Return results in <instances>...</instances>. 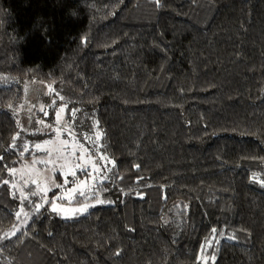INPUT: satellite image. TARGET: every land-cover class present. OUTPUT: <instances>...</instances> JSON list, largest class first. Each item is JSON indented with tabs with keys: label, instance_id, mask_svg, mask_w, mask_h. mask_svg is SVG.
Segmentation results:
<instances>
[{
	"label": "trees",
	"instance_id": "1",
	"mask_svg": "<svg viewBox=\"0 0 264 264\" xmlns=\"http://www.w3.org/2000/svg\"><path fill=\"white\" fill-rule=\"evenodd\" d=\"M161 4L0 0V180L21 165L6 149L30 84L78 108L93 139L98 122L115 163L111 204L65 219L27 201L15 236L21 197L0 183V264H197L212 228L215 264H264V0ZM28 132L18 146L51 137Z\"/></svg>",
	"mask_w": 264,
	"mask_h": 264
},
{
	"label": "snow or ice",
	"instance_id": "2",
	"mask_svg": "<svg viewBox=\"0 0 264 264\" xmlns=\"http://www.w3.org/2000/svg\"><path fill=\"white\" fill-rule=\"evenodd\" d=\"M157 7L162 6L161 0H154ZM85 41L82 40V43ZM47 94L51 97L46 103H42L39 106V111L43 113L42 119L36 120L35 123L42 127L37 129V132L51 133V138L46 139L39 143L29 145L28 142H23L21 145H17V141L20 139V132L27 131L26 127L16 121L17 126L20 128V132L13 135L12 141L9 144L8 150H15L19 147L18 155L23 159L26 155H31L32 159L30 164L25 165L29 169V176L24 179L23 173H21V179H24V187L28 188L29 183L34 185V190L29 192L30 196L40 195V202H32L29 200V195H25L24 191H20V204L23 205L24 201L28 200L33 205V212L39 213L44 205H48L52 212L62 214L63 218L70 219L76 214H85L90 207H94L95 204L108 203L109 201L99 199V192L106 191V188L100 186L106 181L111 179L108 173H111L115 168L114 161L109 158L105 153L100 152L101 147L97 144L100 140V134L96 133L95 138L88 133H78L75 124L76 113L79 112L78 108L68 110V102L58 104L57 100L65 101L64 96L56 92L51 85L47 88ZM12 106L9 105V108ZM23 107V105H21ZM54 109L53 122H47L49 115L47 109ZM14 114H18L16 110H13ZM31 112V108L28 109ZM67 113V119L65 114ZM35 113L28 116V122H33ZM98 124V122H97ZM94 124L93 127H96ZM79 137H83L85 141H89L92 147H85L81 143ZM95 148V152L92 150ZM37 152L44 153L43 156H37ZM3 156L0 155V160H3ZM39 165L40 167H37ZM111 165V167H109ZM7 171L9 176L15 177L18 171L17 168H10L8 165L2 166ZM135 167L139 168V165ZM34 173V175L32 174ZM57 173L60 174L61 179L57 181ZM71 177V179H69ZM122 179V177H119ZM142 179V178H141ZM0 183L4 185H10L12 188H16V182L8 179L0 180ZM68 185H72L71 188ZM261 186H264L262 183ZM59 189L60 191H55ZM52 192L51 198L48 197V193ZM91 196H95V204L89 203L88 200ZM84 198V199H81ZM66 201L67 203H59ZM24 211L21 207L20 211H17L15 216L19 219L21 212ZM71 213V215H66ZM25 217L29 213H24ZM19 227L14 226L11 235L15 236L19 231ZM7 235V234H6ZM222 232L218 233L216 228L211 229V236L206 238L205 243L200 246L201 255L197 258V264H215L216 251L218 248L207 253V249L212 247V241L216 240L219 244L218 236H223ZM234 236H228L227 240L232 241ZM119 251L115 255H119Z\"/></svg>",
	"mask_w": 264,
	"mask_h": 264
},
{
	"label": "rangeland",
	"instance_id": "3",
	"mask_svg": "<svg viewBox=\"0 0 264 264\" xmlns=\"http://www.w3.org/2000/svg\"><path fill=\"white\" fill-rule=\"evenodd\" d=\"M12 81H13V80H12ZM4 82H10V81H9V80H4ZM14 82H15V81H13L12 83H14ZM18 82H19V81H18ZM19 83H20V82H19ZM47 88H48V86H45V85H43V84H41V83H39V84H30L29 86H26V87H25V89H26V96H27V99H26V102H25L26 104L24 103V104H25V106H24V110H23V112L20 113V117H21L22 125H24V126L26 127V129H27V131H24V132H28V131H29L28 133H33V131H34L35 129L37 130V129H39V128L42 127L41 125L36 124L35 121L44 118V117H43V113L39 111V106H40V104H42V103H46L47 101H49V100L51 99V97L47 94ZM57 103H58V104H63V102H62V101H59V100H57ZM29 108H31V112L28 111ZM50 109H51V111H50ZM68 110L70 111L69 106H68ZM47 111H48L49 115L51 114V119H50V120H47V122L51 123V122H53V120H54V111H55V110L52 111V108H48ZM32 113H35V115H34V117H33V122H32V123H29V122H28V116H29V115H32ZM40 113H41V114H40ZM15 115H16V114H15ZM49 115H48V117H49ZM16 117H17V115H16ZM48 117H47V118H48ZM17 118H18V117H17ZM67 118H68V117H67V113H66V114H65V119H67ZM76 120H77V121H79V120L82 121V120H83V123H84L85 120H86V118H84V119L81 120V117H80L79 113L77 112V113H76ZM83 123H82L81 125H82V126H85V125H83ZM94 124H95V123H94ZM94 124H93V125H94ZM93 125H92V126H93ZM82 126H79V128H77V127L75 126L77 132H78V133H88V134H89L88 130H86L85 127L81 128ZM93 128H94V129H93ZM93 128H92V131L94 130V131H95V134H96V133H99V134H100V139H101V131H99L96 127H93ZM80 129H85V130H83V132H82ZM44 133H45V132H44ZM46 133H47V132H46ZM48 134H49V135H52L51 133H48ZM20 135H21V133H20ZM90 135H91V134H90ZM49 138H51V137H48V138H40V139H37L35 142H30V141H28V140H26V139H23L24 141H22L21 143H23V142H28L29 145H30V147H31L32 144L42 142V141H44V140H46V139H49ZM78 138L80 139L79 136H78ZM80 141H81V139H80ZM81 143H83V144L85 145V147H90L89 143L86 144V143H84V142H82V141H81ZM97 144H99V145L101 146V141H100V140L97 141ZM100 149H101V147L99 148V151H100ZM92 150L94 151V148H93ZM94 152H95V151H94ZM100 152H101V151H100ZM36 155H37V156H43L44 153H42V152H37ZM31 159H32L31 155H26L23 159L20 158L21 165H20V167L17 168V169H19L20 171L17 172V174H16L15 177H14V180H13V178L11 179V181L16 182V190L19 192V194H20V191H24L25 195H29L28 192H30L31 189L34 190V188H35V186H34V185H31L30 183H29V187H28V188H25V187H24V179H27L28 176H29V169H27V168L25 167V165L30 164ZM37 167H40V166L37 165ZM21 173H23V175H24V179H21ZM32 174L34 175V173H32ZM56 175H57V181L59 182V180L61 179L60 174L57 173ZM69 179H71V177H69ZM262 183H264V166H263V168H262L258 173H256V174L253 176V178H252V184H253L256 188H258L259 190H261V191L264 192V186H261ZM68 187L71 188L72 185H68ZM100 187L103 188V184H102ZM14 189H15V188H14ZM55 191L59 192L60 190H59V189H56ZM52 195H53L52 192H49V193H48V197H49V198H51ZM104 195H105V194H104L103 191L99 192V199L109 201V199H108V198H105ZM32 197H33V196H30V195H29V198L32 199ZM21 199H22V198H21ZM81 199H84V198H81ZM27 201H28V200H26V201H24V202H27ZM88 202H89V203H93V204H95V196H91L90 199L88 200ZM59 203H64V204H66L67 202H66V201H63V202H59ZM103 204H107V205H109V204H111V202L109 201L108 203H103ZM97 205H100V204H95L94 207H96ZM21 207H23L24 211L21 212V215H20V217H19V219H18L19 222H18V224H17L16 227H19L20 230H19L16 234L20 233V232L23 230V228H24V227L30 222V220H31V216H32L29 212L26 211L27 207H25V206H23V205H22ZM21 207L19 206V209H18L17 211H20ZM94 207H90L86 213H88V212H89L91 209H93ZM43 208H48V209H49L48 205H44ZM43 208H42V209H43ZM17 211H16V212H17ZM25 212L29 213V215H28L27 217H25V215H24ZM33 213H34V212H33ZM54 213L58 214L57 212H54ZM86 213H85V214H86ZM58 215L61 216V217H63L62 214H58ZM66 215H71V213H67ZM79 215H80V214H76L75 216H79ZM75 216H74V217H75ZM11 232H12V231H11ZM11 232H10V234H9L10 236H12V235H11ZM212 244H213V241H212ZM210 249H211V247H209V248L207 249V253H208V254H210V253H209V250H210ZM209 264H211V261L209 262Z\"/></svg>",
	"mask_w": 264,
	"mask_h": 264
}]
</instances>
